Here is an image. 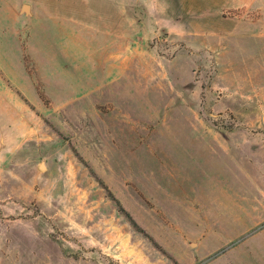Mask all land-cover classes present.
<instances>
[{
  "label": "rangeland",
  "instance_id": "374dc122",
  "mask_svg": "<svg viewBox=\"0 0 264 264\" xmlns=\"http://www.w3.org/2000/svg\"><path fill=\"white\" fill-rule=\"evenodd\" d=\"M135 2L116 80L0 72V264H264V0Z\"/></svg>",
  "mask_w": 264,
  "mask_h": 264
},
{
  "label": "crops",
  "instance_id": "0c3cea01",
  "mask_svg": "<svg viewBox=\"0 0 264 264\" xmlns=\"http://www.w3.org/2000/svg\"><path fill=\"white\" fill-rule=\"evenodd\" d=\"M136 5L135 0H0L1 76L21 91L26 82L116 80V49L126 48L117 45L127 42L129 48L133 42ZM94 64L101 66L97 75L87 70ZM64 67H71L69 73Z\"/></svg>",
  "mask_w": 264,
  "mask_h": 264
}]
</instances>
